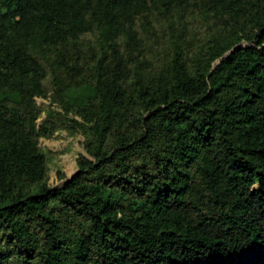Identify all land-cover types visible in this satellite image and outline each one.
Masks as SVG:
<instances>
[{
  "label": "trees",
  "instance_id": "obj_1",
  "mask_svg": "<svg viewBox=\"0 0 264 264\" xmlns=\"http://www.w3.org/2000/svg\"><path fill=\"white\" fill-rule=\"evenodd\" d=\"M0 94V264H264V0H0Z\"/></svg>",
  "mask_w": 264,
  "mask_h": 264
},
{
  "label": "rangeland",
  "instance_id": "obj_2",
  "mask_svg": "<svg viewBox=\"0 0 264 264\" xmlns=\"http://www.w3.org/2000/svg\"><path fill=\"white\" fill-rule=\"evenodd\" d=\"M92 95V91L87 88L72 90L67 93L68 99L76 104L82 103ZM0 94V98H1ZM81 138L68 140L62 134L57 140L42 141L41 147L49 156V167L51 179H54L57 170L70 172L75 157L82 151Z\"/></svg>",
  "mask_w": 264,
  "mask_h": 264
}]
</instances>
